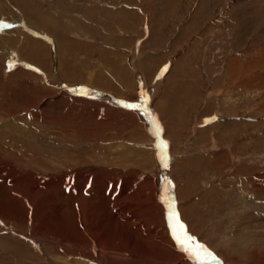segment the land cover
<instances>
[{
  "label": "rangeland",
  "instance_id": "rangeland-1",
  "mask_svg": "<svg viewBox=\"0 0 264 264\" xmlns=\"http://www.w3.org/2000/svg\"><path fill=\"white\" fill-rule=\"evenodd\" d=\"M159 141L188 233L222 264H264L263 214L241 231L245 247L231 241L264 202V0H0V264H196L166 224ZM98 177L103 197L91 192ZM138 177L151 181L124 194ZM87 201L148 255L125 232L117 254L99 248Z\"/></svg>",
  "mask_w": 264,
  "mask_h": 264
},
{
  "label": "bare ground",
  "instance_id": "bare-ground-1",
  "mask_svg": "<svg viewBox=\"0 0 264 264\" xmlns=\"http://www.w3.org/2000/svg\"><path fill=\"white\" fill-rule=\"evenodd\" d=\"M7 6L9 7V8H11L10 7V5L7 3ZM10 10H13V8H11ZM14 17H15V19L17 20V21H20L21 19H20V17H19V15H18V13L14 10ZM230 70V69H229ZM232 73V72H231ZM230 73V74H231ZM229 74V75H230ZM141 105V104H140ZM148 106V105H147ZM151 110V109H150ZM154 114V113H153ZM141 118H143L144 116H148V115H145V113L143 112V114H140L139 115ZM152 116H154V115H151L150 117H152ZM145 119V118H144ZM5 130V129H4ZM4 130H3V133H5L4 132ZM161 130V129H160ZM7 131V130H6ZM13 131H15V130H13ZM13 134V133H12ZM9 135V134H8ZM12 136V135H11ZM4 139V138H3ZM4 141V140H3ZM6 141V140H5ZM162 144H164L163 142H161V141H159V143H158V149H159V147L162 145ZM157 149V148H156ZM88 153V152H87ZM95 153V152H94ZM89 154V153H88ZM159 154V153H158ZM85 155V154H84ZM92 155V154H91ZM159 156V155H158ZM83 157V156H82ZM87 157V156H86ZM127 157V156H126ZM103 159V161H104V158H102ZM108 159V158H107ZM158 160V159H157ZM23 162V161H22ZM110 162V161H109ZM159 162H160V166H161V171H164V168H165V166H164V164L161 162V160L159 159ZM158 163V162H157ZM22 165V164H21ZM56 166V165H55ZM58 166V165H57ZM163 169V170H162ZM167 170V169H166ZM164 173H167V174H162V176H161V184L159 185V192H161V197H160V204L162 205V206H164L163 208L165 209V216H166V224L168 225V220H167V206H168V202L170 201V200H168L169 199V195L167 194V192L168 191H170L171 192V190H170V188L169 187H166L167 186V184H168V172H165L164 171ZM164 175V176H163ZM261 177V178H260ZM74 178V177H73ZM254 178H255V176H254ZM257 178V177H256ZM259 180H262V181H264V177H262V176H259ZM128 179V178H127ZM253 179V178H252ZM258 179V178H257ZM51 180V179H50ZM75 180V179H74ZM81 180H83L84 182L86 181L84 178H82L81 176H79L78 177V180H76L77 182L79 181V187H82V182H80ZM103 179H102V177H98L97 179H94V180H92V185H93V191L91 190V192H94V193H100L99 195H101L102 196V194L104 193V191H103V185H105L104 183H103V181H102ZM51 181H53V182H47V186L48 187H52V186H59L62 182H63V179H59V180H51ZM65 181V180H64ZM125 181V180H124ZM123 181V182H124ZM150 181H151V179L150 180H148V179H145V180H143L142 179V177H138L137 179H134V178H129L128 180H126L125 182H124V188L122 189L123 191V193L124 194H128L129 196H134L135 194V191L134 190H136V189H134V190H132L133 189V185H138V183L139 182H141V184L142 185H144L145 183H150ZM66 182V181H65ZM67 182H69V181H67ZM66 182V183H67ZM74 182V181H73ZM76 182V183H77ZM75 183V182H74ZM154 184H156L155 182H154ZM70 185V184H69ZM102 187H101V186ZM116 185V184H115ZM71 186H72V184H71ZM248 187V186H247ZM249 188V187H248ZM50 189V188H49ZM250 190H253V188H249ZM258 189H261V188H258ZM76 190V189H75ZM95 190V191H94ZM108 190V189H107ZM107 190H106V192H107ZM47 191V190H46ZM71 191H74V190H71ZM141 191H144L143 190V188L142 187H140V190H138L137 189V192H141ZM257 192L258 191H253V193L256 195L257 194ZM259 192H260V190H259ZM71 193V192H70ZM145 193V192H144ZM249 193V192H248ZM141 194V193H140ZM72 194H69V196H71ZM108 195H109V193H108ZM182 194H180V196H181ZM158 196V195H157ZM93 197V196H92ZM103 197V196H102ZM247 197V196H246ZM260 201L262 200V201H264V196H263V194H260ZM51 198V197H50ZM101 197H99V199H100ZM124 198V197H123ZM126 198V201H128L129 202V200L131 201V203H132V201H133V199H131L130 197H125ZM125 198H124V201H123V203L124 202H126L125 201ZM86 199H89V198H86ZM85 199V200H86ZM92 199V198H91ZM96 199V198H95ZM61 200V199H60ZM52 201V200H51ZM92 201V200H91ZM91 201H89V202H91ZM171 201H173V199L171 200ZM88 202V201H87ZM88 202V204H89V206L88 205H86V206H84L83 207V209H84V211L85 212H87V215H88V219L91 221V227H92V231H91V235L92 236H94L95 238H96V241H97V243L96 244H98V246H99V248H101L103 245H106V246H108V249H109V251H111V252H114L113 254H117V246L113 243V240H114V238H118V237H121V235H123V232H125V228L120 224V226H119V229L118 228H115V230H110V229H108V226H111V222H114L115 221V219L113 218V216H111V215H108V212H107V210H105V211H103V212H101V211H99L98 209L97 210H95L94 212L92 211L93 210V205H91L90 203ZM100 202V201H99ZM85 203V202H84ZM93 203V202H92ZM101 203V202H100ZM105 203V202H104ZM262 204H257V203H252V205L250 206L251 208V212L250 213H246V214H242V216H241V218H240V220H239V225L238 226H236V228L234 229L235 231H237L238 233H237V235H238V238H236V239H234V236H233V238H231V241L232 242H234V243H237V245H239V246H241L242 247V245L245 247L246 246V243L248 242V240H250L248 237H247V235L246 236H243V235H240V233H241V231H246V230H248V229H250L251 228V225L252 224H255L256 225V217H259L260 215L262 216V214H263V216H264V202H261ZM95 204V203H94ZM130 206V208L129 209H131L130 211H132V210H138V207H136L134 204H130V205H128V206H125V205H120L119 207H118V216H119V218L121 219V220H123V222L124 221H127V219H125V218H129L130 217V215L127 213V211H129V209H127L128 207ZM249 206V205H248ZM97 207H99V208H101L102 207V205L100 204V205H98ZM96 208V207H95ZM104 208V207H103ZM229 209V208H228ZM227 210V209H226ZM247 210V209H246ZM229 211V210H228ZM260 214V215H259ZM154 214L151 212V217H154L153 216ZM5 217V216H4ZM79 217V216H78ZM81 217V216H80ZM87 217V216H86ZM131 217H132V215H131ZM50 219H52V218H50ZM49 219V220H50ZM70 219V218H69ZM132 219L134 220V221H139L141 218H139V217H132ZM11 222V221H10ZM47 222V221H46ZM45 223V222H44ZM69 223V222H68ZM84 223H86V222H84ZM232 223V222H231ZM35 224V223H34ZM51 224V223H50ZM87 224H88V222H87ZM236 224H238L237 222H236ZM258 224H263V223H258ZM71 225V224H70ZM125 225V224H124ZM136 224L135 223H133L131 226H135ZM138 225V224H137ZM254 225V226H255ZM156 226V225H155ZM253 226V225H252ZM253 226V227H254ZM260 226H264V225H260ZM71 227H72V225H71ZM75 227V226H74ZM140 227H141V229H140V232L141 233H144L145 234V236L146 235H148V233H147V231H146V229H147V224L146 223H142L141 225H140ZM45 228V227H44ZM70 228V227H69ZM238 228V229H237ZM37 229V228H36ZM74 229V228H73ZM168 229H169V226H168ZM40 231H41V229H39ZM68 230V229H67ZM126 230H127V227H126ZM70 231H72V228H71V230ZM61 232V231H60ZM85 232V231H84ZM156 232V231H155ZM234 232V231H233ZM259 232H260V234L258 235V237L257 238H255L254 239V241L257 243L259 240H261V239H264V227H260L259 228ZM72 235H69V239L72 241V242H76V241H80V240H82L83 239V235H81L79 232H77L76 234H75V229L72 231ZM126 233V232H125ZM169 233H170V229H169ZM127 236L125 237V241H126V243H128L129 244V246H130V248L134 251V249H135V253H136V251H137V254L139 253V254H142V253H145V254H147L148 255V253L150 252L149 251V249H146L145 250V248H143L142 246H140V245H138V244H136V243H134V239L132 238V236H131V234L132 233H130V231L129 230H127ZM85 236V235H84ZM231 236V235H230ZM122 238V237H121ZM170 239V238H169ZM86 240V239H85ZM95 241V242H96ZM168 241V239L166 240V241H162V245L163 244H165L166 242ZM228 241H229V238H228ZM113 244H112V243ZM230 242V241H229ZM231 243V242H230ZM79 245V244H78ZM167 245V243L165 244V246ZM229 245V244H228ZM71 246V245H70ZM76 246V245H75ZM83 247H84V245H83ZM164 247V246H163ZM259 246H257V245H254L253 246V248H252V254H251V256L254 254V250H259L261 247H259ZM264 248V247H263ZM161 251H163V248H159ZM248 249V248H247ZM128 250V249H127ZM159 250V251H160ZM241 250H245L244 248L243 249H241ZM249 250V249H248ZM104 251V250H103ZM107 252V251H106ZM244 252V251H243ZM133 253V252H132ZM158 253V252H157ZM233 253H239L237 250L236 251H233ZM250 253V252H249ZM244 253H242V255H243ZM245 254H246V252H245ZM144 255V254H143ZM220 255H221V253H220ZM234 255V254H233ZM238 255V254H237ZM247 255V254H246ZM262 255H264V254H262ZM79 256V255H78ZM165 256V255H164ZM222 256V255H221ZM249 256V255H248ZM251 256H250V258H251ZM157 257V256H156ZM179 257H181V256H179V255H176L175 254V258H179ZM89 258V257H88ZM245 258V257H244ZM249 258V259H250ZM247 259H248V257H247ZM248 259V260H249ZM246 260V259H245ZM251 260V259H250ZM115 261H117V260H115ZM130 261V260H129ZM261 261H263V260H261ZM229 264H238L237 263V261H235V259L233 258V257H229ZM128 263V262H127ZM138 263V262H137ZM115 264V263H114ZM131 264V263H130ZM149 264V263H148Z\"/></svg>",
  "mask_w": 264,
  "mask_h": 264
},
{
  "label": "snow or ice",
  "instance_id": "snow-or-ice-1",
  "mask_svg": "<svg viewBox=\"0 0 264 264\" xmlns=\"http://www.w3.org/2000/svg\"><path fill=\"white\" fill-rule=\"evenodd\" d=\"M4 27L10 28L11 25H4ZM78 94L86 95L87 90L79 89ZM141 96H144L146 98V94L143 92L141 93ZM123 106L125 108H131L138 111L144 110L145 115H151L146 111V109H143V105L140 104L125 103ZM167 147V144L164 143L158 149V152L160 153L158 158L161 160L165 167L168 166V156L166 153ZM168 184L171 187V181H168ZM167 194L170 196V191H168ZM167 220L170 233L176 244L182 249L184 253L195 260L196 264H222V261L219 260L215 253L210 251L204 244L199 243L196 238L188 233L185 224L179 217L174 203L171 201L168 202L167 206Z\"/></svg>",
  "mask_w": 264,
  "mask_h": 264
},
{
  "label": "water",
  "instance_id": "water-1",
  "mask_svg": "<svg viewBox=\"0 0 264 264\" xmlns=\"http://www.w3.org/2000/svg\"><path fill=\"white\" fill-rule=\"evenodd\" d=\"M157 137V136H156Z\"/></svg>",
  "mask_w": 264,
  "mask_h": 264
}]
</instances>
